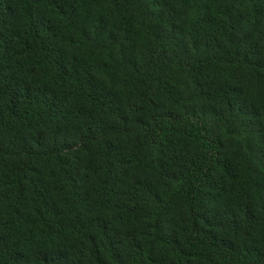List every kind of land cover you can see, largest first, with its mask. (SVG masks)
<instances>
[{
    "label": "trees",
    "instance_id": "trees-1",
    "mask_svg": "<svg viewBox=\"0 0 264 264\" xmlns=\"http://www.w3.org/2000/svg\"><path fill=\"white\" fill-rule=\"evenodd\" d=\"M0 264H264V0H0Z\"/></svg>",
    "mask_w": 264,
    "mask_h": 264
}]
</instances>
